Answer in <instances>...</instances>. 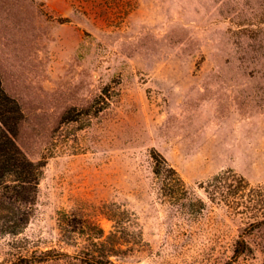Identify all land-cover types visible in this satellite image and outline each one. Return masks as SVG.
Here are the masks:
<instances>
[{"label":"rangeland","instance_id":"374dc122","mask_svg":"<svg viewBox=\"0 0 264 264\" xmlns=\"http://www.w3.org/2000/svg\"><path fill=\"white\" fill-rule=\"evenodd\" d=\"M0 77L44 163L0 264H264V0H0Z\"/></svg>","mask_w":264,"mask_h":264},{"label":"trees","instance_id":"16d2710c","mask_svg":"<svg viewBox=\"0 0 264 264\" xmlns=\"http://www.w3.org/2000/svg\"><path fill=\"white\" fill-rule=\"evenodd\" d=\"M23 117L20 104L5 90L0 77V232L2 233L17 234L27 225L35 209L38 185L43 173L44 163L30 159L16 142L15 137ZM152 153L153 172L160 180L165 194L174 200L177 198V192L187 193L185 183L176 169L159 152L153 150ZM238 182L241 187H245L246 182L242 177ZM262 217L251 222V225L264 224V215ZM102 242L101 244L104 243ZM250 249L246 239L238 238L233 249V259L228 264H232L236 257ZM115 251L116 245L113 243L108 251L99 255L91 254L89 262L115 264L110 258ZM29 263L28 257L20 256L11 264Z\"/></svg>","mask_w":264,"mask_h":264}]
</instances>
